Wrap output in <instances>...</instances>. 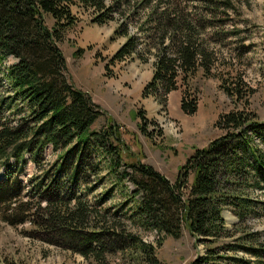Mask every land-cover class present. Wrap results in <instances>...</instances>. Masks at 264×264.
I'll return each instance as SVG.
<instances>
[{
	"label": "trees",
	"instance_id": "obj_1",
	"mask_svg": "<svg viewBox=\"0 0 264 264\" xmlns=\"http://www.w3.org/2000/svg\"><path fill=\"white\" fill-rule=\"evenodd\" d=\"M73 6L87 12L92 25L114 23L112 38L125 39L104 63L106 78L117 63L151 60L142 98L165 106L169 93L184 88L180 110L186 115L196 113L199 101L189 82L198 71L203 78L216 75L223 18L234 11L230 0H0V220L11 227L29 222L32 237L96 264L117 253L126 256L123 264H161L156 247L165 237L178 239L183 229L208 243L204 255L188 264H264V244L228 234L222 215L230 209L243 222L259 203L249 194L264 187V150L252 134L264 135V123L243 109L221 114L215 127L224 133L196 149L170 182L138 160L114 121L90 129L105 112L70 81L59 48L62 33L76 23ZM242 84L236 76L220 87L239 101ZM137 115L144 120L141 111ZM48 146L56 159L44 170ZM28 160L41 174L23 184L19 177ZM92 176L112 183L101 201L114 187L125 191L110 217L108 209L93 211L74 191ZM132 229L160 238L154 246ZM223 239L230 241L218 243Z\"/></svg>",
	"mask_w": 264,
	"mask_h": 264
},
{
	"label": "rangeland",
	"instance_id": "obj_2",
	"mask_svg": "<svg viewBox=\"0 0 264 264\" xmlns=\"http://www.w3.org/2000/svg\"><path fill=\"white\" fill-rule=\"evenodd\" d=\"M234 11L223 18L224 38L218 52L215 76L203 78L201 71L189 82L198 93V108L194 115H186L180 110V100L184 88L173 91L167 96L165 106H160L152 97L142 98L145 84L152 75V61L142 63L129 59L110 67L112 78L104 76V63L124 43V38H112L114 23L103 26L89 23V14L71 8L76 23L62 33L59 48L66 60L67 75L73 85L87 92L105 114L90 127L99 130L110 120L120 126V132L131 152L141 163L151 166L170 182H174L180 167L193 155L196 149H204L224 132L215 127L221 114L233 109H243L264 123V53L262 42L264 34V0H230ZM48 28L53 20L45 17ZM230 32L234 34L230 35ZM81 55L73 56L77 50ZM11 62V60H10ZM236 76L242 80L243 97L239 101L230 99L220 86H226ZM141 111L144 120L137 113ZM3 115L9 114L3 111ZM18 117H16L17 119ZM145 129L140 131V126ZM255 144L264 150V135L254 133ZM25 158H29L25 154ZM42 169H48L56 159L50 146L43 154ZM12 161L9 162L11 164ZM14 171L15 168H11ZM3 169L0 170V175ZM41 174L28 160L20 180L23 184ZM88 185L76 186L74 191L80 194V200L93 211H108V217L125 200V191L114 187L112 193L101 201V197L111 189L112 183L106 177H89ZM192 175L187 183L191 184ZM129 190L132 186L126 182ZM264 186V185H263ZM92 191H88V189ZM250 198L258 200L253 212L243 222L236 218L230 209L222 212L228 234L235 238L245 235L250 240L264 244V187L259 190L250 188ZM139 198V196L137 197ZM100 202V203H99ZM44 205V204H43ZM93 222V219H92ZM126 226L128 223L121 221ZM29 222L11 227L0 220V264H96L92 258H84L68 248L32 237L34 228ZM129 228V227H128ZM138 232L143 241L156 246L160 238L155 232ZM253 234V236H250ZM229 239L219 240L228 243ZM216 243V244H218ZM208 243L198 241L186 230L174 239L165 237L156 247V257L161 264H188L202 256ZM240 256L253 260L248 254ZM126 256L119 253L108 256L106 264H123Z\"/></svg>",
	"mask_w": 264,
	"mask_h": 264
}]
</instances>
